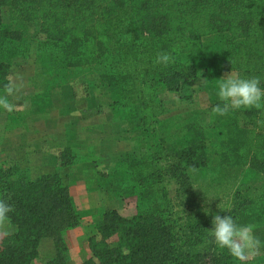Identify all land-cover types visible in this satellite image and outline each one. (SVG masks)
I'll return each instance as SVG.
<instances>
[{
  "label": "trees",
  "instance_id": "16d2710c",
  "mask_svg": "<svg viewBox=\"0 0 264 264\" xmlns=\"http://www.w3.org/2000/svg\"><path fill=\"white\" fill-rule=\"evenodd\" d=\"M95 1L0 0V15L2 7H9L11 21H41L42 31L47 33V38L38 43L42 72L46 69L57 76L92 65L103 66L98 88L112 92L116 108L148 111L152 119L157 117L162 103L157 89L164 87L178 93L183 80L197 75L196 60L205 54L200 48L175 52L169 33L171 20L163 8L172 2L181 16L207 13L214 21L215 16L233 15L241 3V0H113L99 11ZM140 1L144 12L142 27L136 20V4ZM66 21L71 26L63 27ZM243 29L238 37L217 31L218 48L208 63H213L217 80L233 71L243 78L260 77L264 87V15L251 18ZM14 33L15 37L10 36ZM10 34L0 29V47L4 51L8 47L7 53L14 54L11 44L21 42L22 34L18 31ZM161 52L169 53L174 63L156 64L155 58ZM9 61L0 62L2 93L10 80L6 76ZM54 75L49 80L51 86L45 87L46 95L55 93L69 79ZM32 102L39 111L52 106V100L43 104ZM237 116L239 119L228 126L231 131L238 130L235 135L241 138L235 141L232 153L243 163L258 167L264 175V123H260L264 121V108L239 110ZM11 120L17 121L12 116ZM188 152L195 154L191 149ZM80 159L71 148L59 151L60 168L79 163ZM198 159L194 162L187 156L186 163L197 170L214 162V157L204 150ZM124 168L128 169L124 174L136 196L138 215L127 219L117 210L102 212L95 224L96 233L88 239L92 255L81 264H236L237 260L226 249L218 248L209 234L213 216L231 215L239 224L264 221V189L247 196L237 210L192 214L188 207L171 211L158 160L119 162L117 169ZM100 175L108 181L102 184L97 179V188L104 192L123 191L115 175L107 174L109 179L103 173ZM0 198L14 205L15 211L10 215L17 229L13 235L4 237L0 245V264H35L44 238H51L55 246V256L44 264H69L65 232L81 226L84 213L77 207L60 172L32 179L16 165L1 167ZM115 235L118 242H113Z\"/></svg>",
  "mask_w": 264,
  "mask_h": 264
},
{
  "label": "rangeland",
  "instance_id": "374dc122",
  "mask_svg": "<svg viewBox=\"0 0 264 264\" xmlns=\"http://www.w3.org/2000/svg\"><path fill=\"white\" fill-rule=\"evenodd\" d=\"M112 1L96 0V9L102 11ZM142 4V1L136 4V20L140 27L144 23ZM236 7L233 15L215 16L214 21L209 19L207 13H188L181 16L178 7L172 2L163 8L171 20L169 33L175 52L200 48L205 54L196 60L197 75L183 80L178 93L164 87L157 89L158 99L162 103L155 119L148 117V111H121L116 108L112 92L98 88L99 74L103 67L100 65L73 70L68 74H53L58 79L64 76L69 79L60 85L55 93L46 95L45 87L51 86L49 80L53 79V75L49 70L42 72L40 69L38 43L47 38V33L42 31L41 21H11V9L1 8L0 29H5L9 34L18 31L22 34V41L12 42L14 54L7 53L8 47L5 51L0 47V62L10 60V69L6 76L10 80L21 78L23 88L15 96L9 97L15 105L13 111L0 109V143L5 135H9L7 129L28 127L29 135L32 133L31 125H27V121L31 116L29 111L33 107V100L42 104L52 100L57 104L56 114L61 118V125L68 121L71 139V132H75L79 127L87 131L86 135H80L84 136L86 141L91 140L94 144L99 138L107 140L108 150H102L100 153L92 148L85 153L76 151L78 155L80 153V162L91 161L100 168L91 176L96 186L97 179L102 184L108 181L101 177L100 173H103L106 177L107 174L115 175L119 180L118 184L123 188V191H118L120 194L117 191L104 192L100 187L91 191L95 206L92 210L83 212L82 220V223L86 218L93 220L88 226V238L96 233L95 224L100 221L102 212L106 210H117L127 219L138 215L136 196L130 189L132 185L128 182V177L124 174L128 169H117L121 161L158 160L164 193L167 195L168 208L171 211L189 207L192 214L204 213L206 208L211 209V213L221 212L219 204L224 209L237 210L247 196L255 191L260 193L264 189V175L259 168L249 162L243 163L239 156L232 153L235 141L241 138L235 135L238 130L231 131L228 126L234 119H239L237 111L250 109L230 110L225 116L212 113L213 107L221 103L217 96L219 80L214 78L216 72L213 63H208L214 56V50L218 48L217 31L223 30L225 35L238 37L243 33L246 22L264 15V0H241ZM37 9L34 8L35 11ZM212 13L214 11H209V14ZM67 26H71L70 21L63 24V27ZM15 34L10 36L15 37ZM89 68L92 69L91 72L86 71ZM0 94L3 93L0 91ZM77 99L83 100L84 113L78 111ZM136 113L138 114L134 116ZM82 115H85L86 119H79ZM11 116L16 117L15 123H12ZM29 135L26 134L24 140L33 136ZM8 145L7 148L10 149V138ZM189 149L195 154L189 153ZM203 150L214 157V162L212 165L198 167L197 170L192 169L189 163H186L187 156L197 162L198 154ZM84 154L86 155L83 156ZM1 167L8 166L1 164ZM58 172L63 176L61 171ZM27 174L29 177L35 175L31 170ZM253 226L255 235L264 242V221ZM3 239L4 237H0V245ZM114 241L118 242L116 235ZM41 259L40 257L35 261V264L48 261L43 263ZM236 264L240 262L237 261ZM247 264H264V247L257 255L251 256Z\"/></svg>",
  "mask_w": 264,
  "mask_h": 264
},
{
  "label": "crops",
  "instance_id": "0c3cea01",
  "mask_svg": "<svg viewBox=\"0 0 264 264\" xmlns=\"http://www.w3.org/2000/svg\"><path fill=\"white\" fill-rule=\"evenodd\" d=\"M77 104L78 111L83 112L85 110L83 100L79 101L77 99ZM57 111L58 106L54 102H52V106L47 110L39 111L38 108L34 109L32 107L29 111L31 116L28 117L27 125H31V134L33 136L26 140L24 138L26 134L29 135L30 128L7 129L9 135H5L0 143V165L4 164L8 167L16 165L25 172L31 170L35 174L31 177L32 179L44 174H53L61 171L64 182L69 185L71 196L77 207L81 211L86 212V210H92L95 206L93 199H91V191L95 190L97 186L92 182L91 176L100 170V168L91 161L79 162L65 168H60L58 161L59 151L62 148L68 147L80 153H85L92 148L93 151L95 150L100 153L102 150H108V143L103 138H99L94 144L91 140L86 141V138L80 135H83L82 133L86 135L87 131L79 127H77L75 132H71L73 135V139H71L68 121L61 125V118L57 116ZM79 119L84 120L86 116H79ZM9 138L11 141L10 149L7 148L9 146ZM89 220L91 221L90 218H86L81 226L65 232L69 264H80L88 260L92 255L88 241V226L93 220L88 223ZM39 252L43 263L45 260L53 258L55 256L53 240L51 238L42 239L39 245Z\"/></svg>",
  "mask_w": 264,
  "mask_h": 264
},
{
  "label": "clouds",
  "instance_id": "9594fccd",
  "mask_svg": "<svg viewBox=\"0 0 264 264\" xmlns=\"http://www.w3.org/2000/svg\"><path fill=\"white\" fill-rule=\"evenodd\" d=\"M154 62L167 66L174 63V59L169 53L161 52L157 54ZM22 88L21 78L9 80L4 85L3 94H0V109L13 111L15 105L9 97L15 96ZM217 96L221 103L213 107L214 115L225 116L230 110L264 108V87L258 76L243 78L233 71L226 73L219 79ZM218 207L221 211L228 212L220 204ZM14 211V205L0 198V237L13 235L17 230L10 215ZM205 212L211 214V209L206 208ZM212 225L209 234L213 237L215 245L222 250L226 249L240 264H247L248 259L257 255L264 247V242L255 235L253 225L239 224L231 215L215 214Z\"/></svg>",
  "mask_w": 264,
  "mask_h": 264
}]
</instances>
